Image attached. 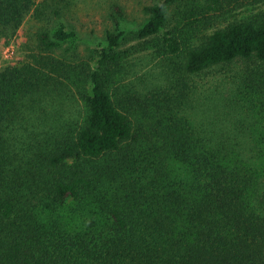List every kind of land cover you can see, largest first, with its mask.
Segmentation results:
<instances>
[{
	"label": "trees",
	"instance_id": "trees-1",
	"mask_svg": "<svg viewBox=\"0 0 264 264\" xmlns=\"http://www.w3.org/2000/svg\"><path fill=\"white\" fill-rule=\"evenodd\" d=\"M108 3L0 0V264H264V0Z\"/></svg>",
	"mask_w": 264,
	"mask_h": 264
},
{
	"label": "rangeland",
	"instance_id": "rangeland-1",
	"mask_svg": "<svg viewBox=\"0 0 264 264\" xmlns=\"http://www.w3.org/2000/svg\"><path fill=\"white\" fill-rule=\"evenodd\" d=\"M108 1L116 2L120 6L123 7L125 11V16H126L125 24L130 29L131 28L134 29L145 18V13L143 11L144 6L149 5L150 3L157 1V0H93V2L96 3V6H95L96 8H90L91 4H89V7L85 8L86 13L81 16L80 24L87 27L86 31H82L84 35L86 34V36H82V37L88 38V39L89 38L95 39L96 37H99L102 35L105 28L109 27L110 18H109V9H108L109 3L107 4ZM98 2L100 3L97 5ZM252 5H254L255 7L258 6L256 4H252ZM241 9H244V8H241ZM88 29L89 30L93 29V31H91V33L93 32L92 36L90 37H88L87 35L88 33H90ZM20 35H23V37L24 35H26L25 28H23L20 31ZM83 46L84 45L81 44L79 48L82 49ZM13 52H14L13 45L8 48L2 47L1 55H4L2 56V60L3 58L5 59L10 58V55H12ZM18 58H19V53L16 51V54L13 55V59L17 60ZM2 62L5 63L4 61Z\"/></svg>",
	"mask_w": 264,
	"mask_h": 264
}]
</instances>
